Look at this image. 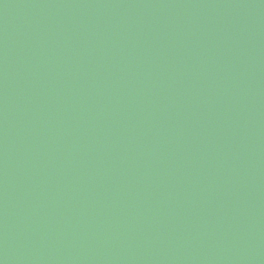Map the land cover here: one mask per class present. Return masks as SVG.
Here are the masks:
<instances>
[{"label":"water","instance_id":"95a60500","mask_svg":"<svg viewBox=\"0 0 264 264\" xmlns=\"http://www.w3.org/2000/svg\"><path fill=\"white\" fill-rule=\"evenodd\" d=\"M0 264H264V0H0Z\"/></svg>","mask_w":264,"mask_h":264}]
</instances>
